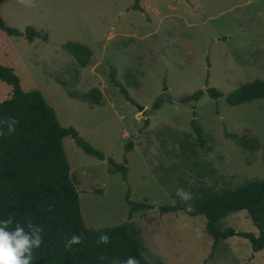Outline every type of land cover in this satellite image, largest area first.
<instances>
[{
    "label": "rangeland",
    "instance_id": "374dc122",
    "mask_svg": "<svg viewBox=\"0 0 264 264\" xmlns=\"http://www.w3.org/2000/svg\"><path fill=\"white\" fill-rule=\"evenodd\" d=\"M133 4L36 0V7L25 8L5 0L0 16L6 25L22 32L32 27L45 38L29 42L0 32V63L16 70L23 89L43 94L62 126L125 162L124 179L109 172L106 159L63 138L87 230L126 221L128 194L153 206L132 216L149 264H264V249L252 251L237 235L220 240L212 252L203 216L159 210L180 199L179 188L198 194L200 187L219 190L264 178V100L231 105L225 99L242 83L264 80V0H140L145 12ZM67 42L90 47L88 65L78 66ZM112 70L130 100L111 81ZM93 87L102 93L99 104L68 93ZM208 87L222 96L211 97ZM197 90H203L198 100H182ZM6 91L0 80V101ZM192 119L203 130L204 146ZM234 138L256 142L244 148ZM129 141L133 147L125 151ZM221 227L256 232L244 210L228 214Z\"/></svg>",
    "mask_w": 264,
    "mask_h": 264
},
{
    "label": "trees",
    "instance_id": "16d2710c",
    "mask_svg": "<svg viewBox=\"0 0 264 264\" xmlns=\"http://www.w3.org/2000/svg\"><path fill=\"white\" fill-rule=\"evenodd\" d=\"M5 0H0V6ZM133 9L145 12L140 0H134ZM0 32L4 36H23L29 42L36 37L45 38L44 34L32 27L23 32L5 24L0 16ZM64 48L76 60L78 66L89 64L92 51L80 42H67ZM113 84L127 100L131 97L124 86L110 71ZM0 80L6 84L5 97L0 101V119L8 116L19 120L13 135L0 137V220L15 214V222H19L27 231V223L43 227V242L32 250L31 264H112L113 259L123 261L129 256L136 257L140 264H149L143 255V244L139 238V230L132 221L136 211L153 206L147 202H134L126 195L129 207L128 219L112 227H101L87 230L82 218L79 204V191L76 182L70 175V165L64 150L63 138L71 136L82 150L100 160L106 159L110 165L109 172H121L125 179L127 166L117 163L105 156L98 149L85 141L73 127L62 126L54 108L48 104L38 89L25 90L20 77L12 66L0 63ZM62 85L66 83L57 80ZM211 97L217 98L222 93L214 87L205 90ZM70 96L99 104L101 91L93 87L83 94L68 90ZM203 90L195 91L182 100H198ZM231 105L264 100V80L254 79L239 85L225 97ZM160 102L152 104V109L159 107ZM194 113V111H193ZM148 122V119L146 120ZM191 126L198 144L204 146L203 130L191 120ZM6 131V128H5ZM235 139V138H234ZM244 148L255 145L235 139ZM132 142L125 146V151L132 149ZM198 194H193L189 201L193 210L179 199L173 205H161V213L182 211L190 216L201 215L205 218V231L212 238V252L222 239L237 235L248 240L252 251L264 249V178L247 179L242 185L219 190L200 187ZM52 207L53 210L49 211ZM246 211L256 232L237 231L232 227H221V222L230 213ZM15 222L10 229L15 227ZM83 233L84 243L65 247V241L72 235ZM102 233L109 235L110 244H97ZM160 264V263H157Z\"/></svg>",
    "mask_w": 264,
    "mask_h": 264
},
{
    "label": "clouds",
    "instance_id": "9594fccd",
    "mask_svg": "<svg viewBox=\"0 0 264 264\" xmlns=\"http://www.w3.org/2000/svg\"><path fill=\"white\" fill-rule=\"evenodd\" d=\"M25 8L36 7V0H17ZM19 120L15 117L8 116L0 119V137L10 136L16 132V126ZM6 128V131H5ZM176 195L180 197L189 211L193 210V205L189 203L193 199V194L185 191L183 188L177 189ZM53 210L52 207L49 211ZM15 222V214L5 220H0V264H31L32 250L39 247L43 242V227L34 224L31 220L27 223V231L19 222H15V227L10 229V225ZM83 233L72 235L65 241V247L71 248L74 244L84 243ZM111 239L108 234L102 233L97 244H110ZM112 264H140L134 256H129L121 261L118 258L113 259Z\"/></svg>",
    "mask_w": 264,
    "mask_h": 264
},
{
    "label": "water",
    "instance_id": "95a60500",
    "mask_svg": "<svg viewBox=\"0 0 264 264\" xmlns=\"http://www.w3.org/2000/svg\"><path fill=\"white\" fill-rule=\"evenodd\" d=\"M138 109L142 110V109H144V106H138Z\"/></svg>",
    "mask_w": 264,
    "mask_h": 264
},
{
    "label": "crops",
    "instance_id": "0c3cea01",
    "mask_svg": "<svg viewBox=\"0 0 264 264\" xmlns=\"http://www.w3.org/2000/svg\"><path fill=\"white\" fill-rule=\"evenodd\" d=\"M77 184V183H76Z\"/></svg>",
    "mask_w": 264,
    "mask_h": 264
}]
</instances>
